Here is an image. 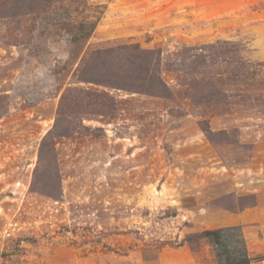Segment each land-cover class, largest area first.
Returning a JSON list of instances; mask_svg holds the SVG:
<instances>
[{"label": "rangeland", "instance_id": "374dc122", "mask_svg": "<svg viewBox=\"0 0 264 264\" xmlns=\"http://www.w3.org/2000/svg\"><path fill=\"white\" fill-rule=\"evenodd\" d=\"M226 227L264 256V0H0V264H216Z\"/></svg>", "mask_w": 264, "mask_h": 264}, {"label": "trees", "instance_id": "16d2710c", "mask_svg": "<svg viewBox=\"0 0 264 264\" xmlns=\"http://www.w3.org/2000/svg\"><path fill=\"white\" fill-rule=\"evenodd\" d=\"M92 29L87 33L90 35ZM198 237L206 239L214 254L216 264H253L264 261V256L252 258L239 227H226L202 232ZM195 238H188V242Z\"/></svg>", "mask_w": 264, "mask_h": 264}]
</instances>
